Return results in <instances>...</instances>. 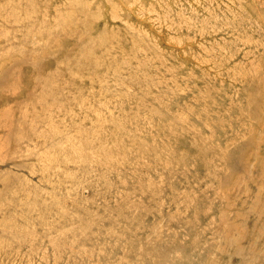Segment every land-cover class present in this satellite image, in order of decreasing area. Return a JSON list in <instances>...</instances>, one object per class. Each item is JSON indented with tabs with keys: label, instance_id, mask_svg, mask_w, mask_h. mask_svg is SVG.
<instances>
[{
	"label": "rangeland",
	"instance_id": "1",
	"mask_svg": "<svg viewBox=\"0 0 264 264\" xmlns=\"http://www.w3.org/2000/svg\"><path fill=\"white\" fill-rule=\"evenodd\" d=\"M0 264H264V0H0Z\"/></svg>",
	"mask_w": 264,
	"mask_h": 264
}]
</instances>
